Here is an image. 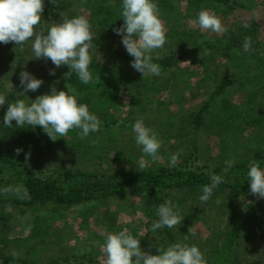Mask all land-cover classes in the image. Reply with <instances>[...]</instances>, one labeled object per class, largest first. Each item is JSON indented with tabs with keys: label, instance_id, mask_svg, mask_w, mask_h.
<instances>
[{
	"label": "rangeland",
	"instance_id": "obj_1",
	"mask_svg": "<svg viewBox=\"0 0 264 264\" xmlns=\"http://www.w3.org/2000/svg\"><path fill=\"white\" fill-rule=\"evenodd\" d=\"M47 1L44 0L42 22L41 26L37 27L38 31H44L52 16L50 10L45 11ZM171 2L180 8L179 12L182 15L179 25L184 26L182 31L197 35L200 44L204 45V50L198 53L189 50L188 55L179 60L172 69L161 68L159 76L143 77L139 72L129 74L126 71L113 73L116 81L114 104L107 108L105 114L99 109L90 108V111L94 112L102 122L100 131L90 134L85 139H81L78 134L67 142L69 144L66 149H63V145L56 146L55 150L47 148L43 154L31 160L34 161L30 164L31 170L53 175L54 171L68 168L73 172L92 173L97 170L111 175L117 171L169 167L170 155L178 154L177 165L182 164L186 159L191 160L193 170L211 175L214 169L224 170L226 160H234L236 165L249 160L255 151L264 152V64L261 63L255 51H244L239 41L240 32L252 27L257 29V39L261 47L264 46V0H230L232 6L212 2L200 4L194 10H190L187 7L188 2L184 0H171ZM110 3L111 0L108 4ZM79 4H82L81 1L76 0L75 5ZM71 9L77 8L73 6L68 12ZM201 9H207L219 16L225 31L213 33L203 31L196 25L190 27L188 21L195 20ZM76 14L81 15L78 12ZM159 16L166 34L170 20L160 12ZM90 23L92 31L98 32V27H95L92 21ZM112 45L116 49L126 51L121 41H116ZM257 51L260 52V50ZM261 51L263 52L258 56L264 59V49ZM19 53L20 57L17 56ZM164 53L169 55L170 50L165 51L164 47L157 49L153 53V58L158 59ZM90 54H93V51ZM38 60L34 58L30 42L25 43L21 48L15 43H0V94L6 98V103L0 105V112L5 108L0 116V124L3 123L8 101L11 103L19 99H9L7 95L19 94L22 72H30L43 81L36 92L29 91L23 94V99L26 101L35 100L36 97L51 91V81L46 74H43ZM119 65L126 69L123 64ZM23 66L26 69H23ZM129 66L131 67V64ZM65 70L66 68H63L58 75L60 84L65 81ZM226 78H232L234 83L214 100L211 105V114H206L204 125L196 130L192 113L203 107ZM55 88L60 89L58 85ZM195 94L200 96L196 98L193 96ZM224 97L239 108L232 121L226 120L228 113L220 110V100ZM111 115L115 117L120 127L129 128V130L122 133L120 143L107 147V142L102 136L104 129L102 127L110 121ZM141 118L162 141V147L159 150L160 160L152 163L151 158L146 157L148 164L143 169L138 167L142 153L134 142L130 127ZM1 129L2 125H0V131ZM118 151L126 152L128 162L120 164L115 162V153ZM98 153L104 157L103 161L95 158V154ZM9 173L12 172L9 171ZM16 180L17 177L7 182L0 175V211L1 203H6L8 199L16 196L14 192L9 193L3 189L10 186L16 187L18 185ZM70 184L79 186L78 181H72ZM218 192L220 194L218 205H224L222 207L212 205L209 201L201 203L199 200L201 193L189 192L188 189H175L168 198L176 204L181 203L179 210L182 222L170 228L176 242L196 244L202 251L206 264H214L217 257L214 254H218L219 249L222 248L221 242L235 225V221L241 222V233L249 236L247 233L254 228L253 224L250 225L246 220L249 211L253 213L261 211L264 216V198L253 195L250 187L243 198L238 200L231 198L229 191ZM183 200L184 203H182ZM147 201L148 199L144 196L134 195L105 197L99 201H89L75 206L65 220L59 219L49 211H44L40 217L43 219L44 229L54 236L52 245L49 250L29 256L26 255L28 245L16 246L14 243L15 239L29 233L27 227L29 218L17 217L8 224L0 220V233L14 243L6 249H0V264H30L34 260H38L36 261L38 264H49L51 259L60 261L58 264H106V256L101 250L105 235L125 227L129 228L133 235L143 232L144 235L140 237L141 249L152 255H158L159 245L166 247L168 243L171 244V241L167 237L150 236L145 231L143 225L156 213ZM6 205L9 206L10 211L11 203L8 201ZM194 212H202V217L194 218L192 216ZM244 225H247L248 229ZM191 227L196 232L195 236L189 235ZM262 229L263 231L256 235H251L253 239H258L253 244L254 251L240 253L239 264H264V238H262L264 226ZM185 235H188L187 241H185ZM243 248L248 252V246ZM216 249L217 253L214 252ZM83 256L86 258L79 259ZM66 258L69 260L65 261Z\"/></svg>",
	"mask_w": 264,
	"mask_h": 264
},
{
	"label": "trees",
	"instance_id": "obj_2",
	"mask_svg": "<svg viewBox=\"0 0 264 264\" xmlns=\"http://www.w3.org/2000/svg\"><path fill=\"white\" fill-rule=\"evenodd\" d=\"M79 1H81L82 4L75 5L76 0H55V2H53V0H48L45 11L50 10L52 16L51 19L48 20V26L44 29V32L46 33L47 28L50 26L49 23H59L65 18L77 16L76 12L90 19V21L94 23V26L99 29L98 32L92 31L93 47L90 52L93 51V54H91L92 65L90 66V70L93 74V81L89 84H83L75 73L67 77L70 68L67 65L56 68L50 59L40 58L38 62L43 74H46L51 81L52 88L58 85L60 88L59 90L67 91V85H69V87L74 89L78 94V101L80 103H86L89 109L91 107L99 109L101 113L105 114L107 108L112 106L116 100L114 92L116 81L113 77V73L126 71L131 74L137 72L129 66L133 57L126 51L116 49L112 45V43L116 41H121V37L116 35L115 29L119 28L124 23L120 15L122 2L121 0H111V3L108 4L110 0ZM184 1L188 2L187 7L190 10L197 9L200 4H210L212 2L232 6L230 0ZM156 4L159 12L170 20L169 29L165 34L166 43L164 45L165 51L169 49L170 53L169 55L164 53L158 59L153 58V62L159 64L161 68L168 70L175 67L179 60L186 57L189 50L198 53V51L204 50V45L200 44L197 35L182 31L184 26L179 25L180 16L182 15L181 12H179L180 8L176 7L171 0H156ZM73 6L77 9H71V11L68 12ZM243 31L240 32L241 37H239L241 46L245 38L250 37L252 47L251 50L247 52L255 51L257 57L261 59V63L264 64V59L258 56L263 52L261 50L264 49V46L261 47V43L257 39V29L249 27L246 31ZM257 50H260V52ZM17 56L20 57V53L17 54ZM100 56L101 58H99ZM29 61L31 62V60ZM31 64L33 63L31 62ZM119 64H123L126 69H123ZM22 68L26 69L24 66ZM63 68H66L64 73L66 78L65 81L60 84L58 75H60ZM52 70L56 72L54 76L49 74ZM233 83L234 81L232 78L223 80L212 94L211 98L204 103L203 107L199 111L192 113L193 125L196 130H199L204 125L206 114H211V105L214 100L222 95L227 87L231 86ZM22 91L23 88L20 84V89H18L19 94L13 93L7 95V98L23 99L24 95ZM193 96L197 98L200 95L195 94ZM220 102V110L229 114H227L226 120L232 121L239 109L238 106L234 105L225 97L220 100ZM8 103L10 102L8 101ZM4 111L5 108L0 112V116ZM102 129V136L107 142V147L120 143L122 133L129 130V128L120 127L113 115L110 116V121L106 122ZM0 132V175L3 177L4 181L7 182H9V179L17 177V186L22 185L27 189L28 193L27 196L21 197L16 195L14 198L8 199L9 203H11L10 211L8 210L9 206L6 205L8 201L6 203H1L0 220L8 224L16 220L17 217L29 218L27 221L29 233L14 240L16 246L28 245L27 256L30 254H40L42 251L49 250L52 245L54 236H51L49 231L44 229L43 219L40 217L44 211H49L59 219L65 220L68 214L77 205L89 201H99L100 199L110 196L123 197L134 195L146 197L148 199L147 203L152 206V209L156 212V208L164 203L175 189H188L189 192L201 193L202 186L211 183L210 176L212 174L220 175L223 179V182L214 190L213 197L209 200L210 204L218 205L220 204V202H218L220 201V194L218 191H229L231 198L236 200L241 197L243 198L247 193L250 187V184L247 182V171L250 161H258L261 163V166L264 167V152L255 151L249 160L233 165V167L227 171L220 168L214 169L211 175H207L205 172H196L190 164L191 160L187 159L182 164L175 167H160L141 171H117L111 175L100 173L97 170H94L92 173L73 172V170L68 168L54 171L52 173L53 175H50L42 171L36 173L31 170L30 164L34 163V161L31 160L37 158L39 154H43L44 150L47 148L55 150L56 146L63 145V149H66L69 144L67 142L78 135V129L70 131L66 136H57L56 141L51 140L42 127L37 126L32 128L25 125L23 128H20L16 126V121L12 122V127L2 126ZM177 147L179 148V145H177ZM18 148L23 149V152L19 155L16 152ZM26 153H30V159L27 161L25 160ZM115 154L114 160L116 163L128 162L126 152L118 151ZM95 158H97L98 161H103L102 158L104 157L98 153L95 154ZM9 171L12 173L10 174ZM72 181H78L79 186L71 185L70 182ZM184 202L183 200L182 203ZM258 203H260V201ZM180 204L181 203H177L176 205L179 207L181 206ZM218 206L222 207L224 205ZM192 216L199 219L202 217V212H194ZM156 219H158V217L154 214V216L143 225L147 234L150 236L167 237L171 243H175L176 238L170 228L165 227L156 232H151L152 222ZM246 220L249 221L250 225L253 224L254 226L253 230L247 233L249 236L241 233V222L238 220L235 221V225L226 234L224 241L221 242L223 243L222 248L219 249V252L217 249L214 250V252H218V254H214L217 256L215 257L214 264H239L238 259L240 253L254 251L253 244H255L258 239H253L251 235H256L258 232L263 231L264 216L261 211L257 213L249 211ZM244 226L248 229L247 225ZM262 238H264V235H262ZM14 243L0 233V249H6L10 244ZM37 246L40 248H36ZM245 246H248V252L243 248ZM258 250L261 251L260 249ZM42 256L43 255H41V257ZM84 258H86V256L80 257L79 259ZM68 260L69 258L65 259V261ZM36 261L38 260H34L30 264H38ZM59 262L60 261L56 259H51L49 264H58Z\"/></svg>",
	"mask_w": 264,
	"mask_h": 264
},
{
	"label": "clouds",
	"instance_id": "obj_3",
	"mask_svg": "<svg viewBox=\"0 0 264 264\" xmlns=\"http://www.w3.org/2000/svg\"><path fill=\"white\" fill-rule=\"evenodd\" d=\"M55 2V0H53ZM121 17L124 23L115 29L116 35L121 37V43L127 53L133 57L131 67L145 76H159L161 67L153 62V53L164 47L166 43L163 22L159 16L156 0H121ZM44 11V0H0V43H15L19 48L30 42L34 58L50 59L56 68L67 65L83 84L93 81L90 70L92 65V25L83 15L65 18L59 23H49L46 33L38 31L41 26ZM189 26L196 25L203 31L221 33L225 31L222 20L207 9H201L195 20L188 21ZM252 41L246 37L242 48L250 51ZM50 75H55L52 70ZM20 84L24 89L22 94L29 91L36 92L43 84L41 79L32 73L24 71L20 76ZM67 91L53 87L47 94L40 95L35 100L26 101L16 99L8 103L3 123L5 127L16 126L23 128L25 125L35 128L42 127L45 133L53 141L57 136H66L72 130H80L81 139L90 134L98 133L101 128V120L91 112L86 103L78 101V94L67 85ZM27 96V95H26ZM28 97V96H27ZM29 98V97H28ZM6 103V98L0 94V105ZM134 142L142 155L138 161V167L143 169L151 158L152 163L160 160L159 150L162 141L158 134L146 126L145 121L137 119L131 126ZM21 154L23 149H16ZM115 155V154H114ZM178 154L169 157V167H175L178 163ZM30 159V153L25 154V160ZM225 171L231 169L234 160H226ZM211 183L202 186L199 200L207 203L214 194V190L223 182L222 176L212 174ZM247 182L250 184V192L264 198V167L258 161H250L247 171ZM3 191L15 193L17 196H27V189L22 185L8 187ZM156 216L151 225V232L162 228H174L182 222L178 205L171 199L156 208ZM139 215V213H138ZM143 232L131 234L129 228L120 231L109 232L105 235L101 250L106 256V264H206L205 257L200 248L188 242H175L167 245H159L158 255L145 252L140 247ZM189 235L195 236L193 227L189 229ZM188 235H185L187 241ZM135 258V259H134Z\"/></svg>",
	"mask_w": 264,
	"mask_h": 264
}]
</instances>
